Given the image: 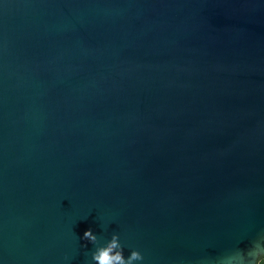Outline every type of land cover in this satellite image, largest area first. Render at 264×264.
Wrapping results in <instances>:
<instances>
[{
    "label": "water",
    "instance_id": "95a60500",
    "mask_svg": "<svg viewBox=\"0 0 264 264\" xmlns=\"http://www.w3.org/2000/svg\"><path fill=\"white\" fill-rule=\"evenodd\" d=\"M89 227L144 264L264 242V0H0V264H92Z\"/></svg>",
    "mask_w": 264,
    "mask_h": 264
},
{
    "label": "clouds",
    "instance_id": "9594fccd",
    "mask_svg": "<svg viewBox=\"0 0 264 264\" xmlns=\"http://www.w3.org/2000/svg\"><path fill=\"white\" fill-rule=\"evenodd\" d=\"M80 239L91 241L94 245L91 250L92 264H144L145 257L139 248L133 247L125 255L118 231L111 232L110 238L100 242L98 235L89 227ZM239 260L240 264H264V242L254 241L247 254L242 253Z\"/></svg>",
    "mask_w": 264,
    "mask_h": 264
}]
</instances>
